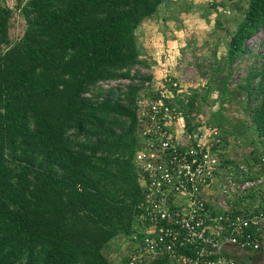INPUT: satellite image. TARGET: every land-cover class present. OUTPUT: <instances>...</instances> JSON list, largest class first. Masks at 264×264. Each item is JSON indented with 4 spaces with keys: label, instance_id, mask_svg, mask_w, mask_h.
<instances>
[{
    "label": "trees",
    "instance_id": "trees-1",
    "mask_svg": "<svg viewBox=\"0 0 264 264\" xmlns=\"http://www.w3.org/2000/svg\"><path fill=\"white\" fill-rule=\"evenodd\" d=\"M166 1L15 0L25 29L14 41L13 9L0 5V264H127L105 249L137 231L145 197L133 162L140 86L97 83L134 79V66H148L135 31ZM243 7L203 101L239 56L261 57L246 41L264 27V0ZM254 60L235 89L264 143V65ZM228 79L217 87L221 103L231 102ZM197 97L179 101L189 129L203 124L194 120ZM142 264L178 263L160 255Z\"/></svg>",
    "mask_w": 264,
    "mask_h": 264
},
{
    "label": "built area",
    "instance_id": "built-area-1",
    "mask_svg": "<svg viewBox=\"0 0 264 264\" xmlns=\"http://www.w3.org/2000/svg\"><path fill=\"white\" fill-rule=\"evenodd\" d=\"M146 69L136 65L131 70L134 79L97 83L102 89L140 86L136 115L141 143L133 162L145 197L138 229L127 238V264H142L160 255L178 264H238L221 249L224 243L259 247L264 152L251 166L226 167L218 129L204 123L203 115L194 119L202 125L188 128L179 104L187 103L188 96L179 94L171 67L164 68L161 84ZM146 75L151 78L141 81Z\"/></svg>",
    "mask_w": 264,
    "mask_h": 264
},
{
    "label": "rangeland",
    "instance_id": "rangeland-1",
    "mask_svg": "<svg viewBox=\"0 0 264 264\" xmlns=\"http://www.w3.org/2000/svg\"><path fill=\"white\" fill-rule=\"evenodd\" d=\"M245 4L246 0H167L135 31L140 57L148 63L140 66L148 68L156 84H161L167 72L164 68L171 67L179 94L185 97L198 94L195 113L204 116V123L210 122L220 130L223 140L220 154L226 167L234 166V162L251 166L264 152V143L256 135L249 111L244 107V93L235 89L253 62L252 57L239 56L230 68L227 66L215 76L206 100L202 99L207 78L218 61L222 62ZM0 5L13 9L8 34L11 41L17 40L24 32L25 19L15 0H0ZM246 46L260 54L254 62L264 65V27L246 41ZM226 78L229 79L225 98L231 102L221 103L222 90L217 87ZM227 129L237 130L240 135L234 137ZM127 246V237L119 235L107 244L105 252L110 259L121 260Z\"/></svg>",
    "mask_w": 264,
    "mask_h": 264
},
{
    "label": "crops",
    "instance_id": "crops-1",
    "mask_svg": "<svg viewBox=\"0 0 264 264\" xmlns=\"http://www.w3.org/2000/svg\"><path fill=\"white\" fill-rule=\"evenodd\" d=\"M207 123L218 129L216 125L210 122ZM216 178L222 177L218 176ZM221 252L225 256L234 258L238 264H264V223L261 224L259 229V247L257 249L240 247L231 243H224L222 245Z\"/></svg>",
    "mask_w": 264,
    "mask_h": 264
}]
</instances>
